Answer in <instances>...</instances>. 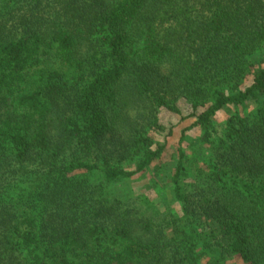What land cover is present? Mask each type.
Listing matches in <instances>:
<instances>
[{
	"label": "trees",
	"instance_id": "16d2710c",
	"mask_svg": "<svg viewBox=\"0 0 264 264\" xmlns=\"http://www.w3.org/2000/svg\"><path fill=\"white\" fill-rule=\"evenodd\" d=\"M162 110L174 204L113 197L177 142ZM235 257L264 264V0H0V264Z\"/></svg>",
	"mask_w": 264,
	"mask_h": 264
},
{
	"label": "rangeland",
	"instance_id": "374dc122",
	"mask_svg": "<svg viewBox=\"0 0 264 264\" xmlns=\"http://www.w3.org/2000/svg\"><path fill=\"white\" fill-rule=\"evenodd\" d=\"M253 109L250 105L249 111ZM244 115L243 110L230 107L226 111L219 113L215 119V125L218 129L225 126L228 118L232 113L238 112ZM159 121L166 128H176L174 132L177 135V142L169 149V151L158 162L160 170L155 174L144 173L134 176L130 180L120 181L110 187V194L119 200H128L138 198L141 196H148L155 199L159 205L171 206L174 204L171 178L178 158V141L181 136V131L187 127L188 124H182L179 117L166 110H162L159 115ZM223 132V131H222ZM221 135V133H220ZM190 141L183 145L185 152L188 153L191 159H197L203 163L206 158L203 150L199 144V136H192ZM163 207V206H162ZM161 207V208H162ZM229 264H245L240 257H235Z\"/></svg>",
	"mask_w": 264,
	"mask_h": 264
}]
</instances>
